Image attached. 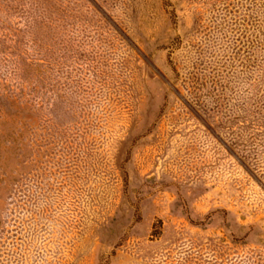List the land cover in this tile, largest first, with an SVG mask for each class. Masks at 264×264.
<instances>
[{
	"label": "rangeland",
	"instance_id": "374dc122",
	"mask_svg": "<svg viewBox=\"0 0 264 264\" xmlns=\"http://www.w3.org/2000/svg\"><path fill=\"white\" fill-rule=\"evenodd\" d=\"M0 264H264V0H0Z\"/></svg>",
	"mask_w": 264,
	"mask_h": 264
}]
</instances>
